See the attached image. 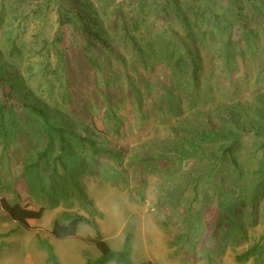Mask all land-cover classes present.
<instances>
[{
  "label": "rangeland",
  "instance_id": "rangeland-1",
  "mask_svg": "<svg viewBox=\"0 0 264 264\" xmlns=\"http://www.w3.org/2000/svg\"><path fill=\"white\" fill-rule=\"evenodd\" d=\"M256 3L257 7L264 9V0H256ZM257 21L264 25V13ZM249 29L256 42L262 40L263 30L259 25L250 23ZM30 38L27 35L24 41L29 43ZM233 40L242 46L247 43L239 28ZM10 43L9 30L0 28V70L22 76L23 81H27L28 63L10 57ZM29 48L25 44V50ZM199 51L205 59V96L200 102L201 113L186 107L187 95L172 80L161 57H158L159 62L162 60L160 63L156 58L152 59L150 70L145 72L139 60L130 63L147 78L155 91L152 94L154 99H148L140 113L134 108L129 79L132 78L139 89L144 88V83L132 73L134 70L130 66L127 72L118 62L110 65L107 60L104 67L109 87L90 69L83 71V79L74 88L82 93L84 98L81 101L88 112L85 121L76 119V123L82 125V131L96 139L101 148L124 154L121 168L114 160L106 157L93 159L88 151L84 153L75 149L73 160L80 161L84 168L83 173L74 178L83 189L84 200L77 196L69 200L61 196L57 200L49 199L38 186L28 181L32 177L25 170L32 162L28 159L29 146L34 156L44 147L28 124L16 125L21 136L19 143L11 140L4 145L0 138V199L4 197L15 203L32 198L45 208L40 221L23 226L14 222L0 205V264H53L52 255L61 264H88L98 260L102 254L90 243L97 236L92 227L82 224L77 239L59 240L51 235L56 221L66 224L75 216L90 219L94 212L102 214V217L95 216L94 220L112 251H122L130 237L134 264L146 261L155 264H264V256L259 261H237L264 235V205L256 217L245 221V237L238 243H233L232 235H227L225 240L211 238L220 210L238 191L245 195L250 192L252 173L256 169L252 161L262 156L257 150L258 144L253 141L243 143V150L238 153L239 167L226 161L213 168L207 157L214 152L220 157L217 147L212 151L208 150L210 145L207 144L197 147L204 132L208 131L206 118L211 126L220 130L223 125L218 115L226 116L229 111L240 116L246 124L251 118L257 120V124L263 122L264 117L259 116L264 111L263 58L261 54H253L245 66L241 56L235 54V60L224 67L216 50L208 47L199 48ZM225 68L228 71H224ZM24 93L26 95V91ZM32 93L31 97H26L28 104L38 103L42 108L50 105L43 93ZM151 101L163 107L164 115L160 116L153 109ZM147 106L150 108L146 112ZM107 108L112 110L110 114H107ZM112 112L121 121L119 135ZM51 114L54 120L60 119L56 108ZM141 114H145L144 119ZM189 142L195 143L191 146ZM147 159L154 160L159 166L142 169L141 162ZM92 163L93 168L89 169L87 166ZM207 170H215L211 172V181L197 184L195 180ZM223 184L226 186L224 193L229 192L227 202L219 200ZM255 199L259 204L264 203L263 193ZM241 209L247 214L252 208L240 205L236 215L243 213ZM207 253H211L210 258L205 256Z\"/></svg>",
  "mask_w": 264,
  "mask_h": 264
},
{
  "label": "trees",
  "instance_id": "trees-1",
  "mask_svg": "<svg viewBox=\"0 0 264 264\" xmlns=\"http://www.w3.org/2000/svg\"><path fill=\"white\" fill-rule=\"evenodd\" d=\"M263 13L264 9L257 7L256 0H0V28L6 27L10 33L9 55L17 61L28 63L25 75L27 81H23L22 76L9 75L0 70L2 143L7 145L11 140L19 143L21 136L16 125L28 124L30 131L40 137L44 146L35 156L29 146L28 159L32 162L27 164L25 170L32 177L28 181L38 186L39 191L49 199L57 200L61 196L69 200L77 196L84 200L83 189L74 178L82 174L84 168L80 161L73 160L75 149L84 153L88 151L93 159L106 157L114 160L121 168L124 154L115 149L101 148L97 140L85 134L82 125L76 123V119L85 121L88 112L81 101L84 98L82 93L74 88L83 79V71L90 69L95 77H100L109 87L104 63L107 60L110 65L118 62L127 72L130 66L134 70L132 73L144 83V88L139 89L132 78L129 79L134 108L140 113L144 111L143 104H148V99H154L152 94L155 91L147 78L130 63L139 60L145 72L150 70L152 59L158 61V57H161L172 80L187 95L186 107L201 113L200 102L205 96V59L199 48L204 50L211 47L216 50L224 67L235 60V54L241 56L245 66L253 54H261L264 65V25L257 21ZM250 23L259 25L260 30H263V38L257 40L258 43L249 29ZM237 28L244 35L247 42L245 46L233 40ZM27 35L31 37L29 43L24 41ZM25 44L30 48L25 50ZM224 71H228V68ZM31 91L43 93L51 106L42 108L38 103L28 104L26 97L33 95ZM101 94L104 96L103 92ZM151 104L160 116L164 115L162 106L152 101ZM55 108L59 110L61 120L52 118L51 110ZM149 108L147 106L146 112ZM111 111L110 108L106 110L107 114ZM112 114L119 135L121 121H118L115 113ZM141 116L143 118L145 114ZM259 116L264 117V111ZM218 117L222 120L221 130L211 126L207 118L204 119L208 131L204 132V138L197 144V147L201 144L210 145L209 151L217 147L220 157L215 152L207 157V161L213 163V168L226 161L239 167L238 153L243 150V143L249 141L256 142L257 150L262 153V156L252 161L256 169L252 173L250 192L245 195L238 191L230 203L220 210L211 235L214 240L218 237L225 240L227 235H232L233 243H238L245 237V221L256 217L264 205L255 199L260 193L264 195V118L261 124H257L253 118L246 124L240 116L230 111L226 116L219 114ZM189 143L192 146L195 142ZM93 164L87 167L92 169ZM152 166L159 165L152 159L141 162L142 169ZM213 171L207 170L195 180L196 183L211 181ZM220 188L222 193L219 200L227 202L229 192L224 193L225 184ZM232 193L236 192L233 190ZM0 205L14 222L23 226H28L30 221H40L45 213V208L32 198L11 203L3 197ZM240 205L252 208L251 212L246 214L241 209L244 215H236ZM95 216L102 217V214L94 212L90 219L75 216L66 224L56 221L51 235L59 240L77 239L79 227L86 224L97 235L90 243L102 254L98 260L89 261L88 264H134L130 237L122 251H112L94 220ZM206 255L211 257V253ZM262 256L264 235L237 261H259ZM50 259L53 264H61L55 255ZM139 264L155 263L146 261Z\"/></svg>",
  "mask_w": 264,
  "mask_h": 264
},
{
  "label": "crops",
  "instance_id": "crops-1",
  "mask_svg": "<svg viewBox=\"0 0 264 264\" xmlns=\"http://www.w3.org/2000/svg\"><path fill=\"white\" fill-rule=\"evenodd\" d=\"M31 222H37V221H30V223H31Z\"/></svg>",
  "mask_w": 264,
  "mask_h": 264
}]
</instances>
